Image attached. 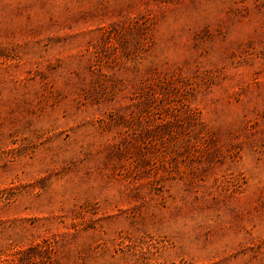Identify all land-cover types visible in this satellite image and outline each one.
Instances as JSON below:
<instances>
[{
  "label": "rangeland",
  "instance_id": "rangeland-1",
  "mask_svg": "<svg viewBox=\"0 0 264 264\" xmlns=\"http://www.w3.org/2000/svg\"><path fill=\"white\" fill-rule=\"evenodd\" d=\"M0 264H264V0H0Z\"/></svg>",
  "mask_w": 264,
  "mask_h": 264
}]
</instances>
